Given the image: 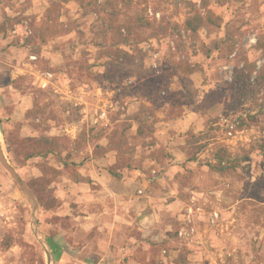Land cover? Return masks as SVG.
<instances>
[{"label":"rangeland","instance_id":"374dc122","mask_svg":"<svg viewBox=\"0 0 264 264\" xmlns=\"http://www.w3.org/2000/svg\"><path fill=\"white\" fill-rule=\"evenodd\" d=\"M88 1L0 0V145L38 204L34 227L0 164V264H264V0H91L86 15ZM195 13L196 35L184 31ZM206 131L199 152L188 140ZM107 141L114 168L98 164ZM148 147L156 163L144 170ZM220 147L238 164L225 175L207 167ZM123 174V186L99 181ZM113 191L148 220L120 223L134 240L114 253L124 262H93ZM146 195L156 207L141 206ZM149 225L155 238L139 231ZM184 228L195 232L181 238Z\"/></svg>","mask_w":264,"mask_h":264},{"label":"crops","instance_id":"0c3cea01","mask_svg":"<svg viewBox=\"0 0 264 264\" xmlns=\"http://www.w3.org/2000/svg\"><path fill=\"white\" fill-rule=\"evenodd\" d=\"M105 139V138H104ZM108 141L103 144L101 143V145L103 146L102 148V153L104 154L101 158V161H98L100 164V162L103 163V165H105V167H109V168H114L117 166L118 164V159H117V156H118V152L116 151H111L107 148V144ZM154 148L152 147H148L147 150H145L146 153L144 152H140L141 153V156H140V167L142 169H148V168H152L153 166H155V160H153L152 158H148L149 156V153L152 151L154 152L153 150ZM151 150V151H150ZM144 157V159H143ZM95 162H93L92 164H90V166H95L94 164ZM97 163V162H96ZM168 166V165H167ZM178 166L176 165H169V169L168 171L165 173L166 175L164 177H166L167 175H170V174H174V171L175 169H177ZM120 171V170H118ZM136 178V176H135ZM104 179L105 181H108V183L110 184H113V183H120V185H125L126 183H128L129 179L125 177V175L123 174L122 176L119 175V176H112V175H104V177L100 180ZM139 182L141 183L142 187H147L149 186V184L147 183V181H145V179H140V180H136L135 182ZM117 194H120L118 196H116ZM115 195V196H114ZM114 197V198H113ZM146 198V200L144 201H141V206H148L149 207H156V204L160 201L158 200L155 196H150V195H146L144 196ZM114 199L116 200L117 202H115V204H118V205H121V209L123 210L122 212L118 211L120 208V206L118 207L117 206H112L114 207V210H110L112 213L111 215V221H110V218H109V222L107 223V227L105 228L106 230H104V232L106 231V234L108 235V238H107V241L104 242L103 244L105 245L103 247V250L106 252L105 253V257L102 258L100 261H95L94 259L92 260L93 262H124V260H120L119 258H116L115 256V252L117 253L116 255H119L120 253H122L123 251H125L124 249V244H127V241L128 243L132 240L134 241L133 239H130V240H127V236H129V233L131 234L133 231H129V227L125 226V227H120V223L123 224H126V225H130L128 219H132L135 218V216L137 215V217H139V222H140V225H142V223H145L148 218H145L143 221L141 220L140 221V218L142 216V210H139L137 212H135L134 214V210H132V207L136 204V201L135 200H128L126 197H124L119 191L116 192V191H113V195L110 196L109 199ZM113 201V200H112ZM179 202L178 198H175V201H173L171 203L170 207L169 208V211L171 210H175L176 208V204ZM114 203V202H113ZM134 205H133V204ZM167 207V208H168ZM116 208V210H115ZM103 211V214L102 215H105L109 212H107V210H102ZM107 212V213H106ZM150 212V210H149ZM175 211L173 212V215L172 217H174L175 215ZM159 215H155V213H153L151 215V217H153V219H151V222L150 224L152 225L154 223V219L157 221L158 220V217ZM87 221H89V219H92V222L94 220V216H89V218H86ZM150 219V217H149ZM94 223V222H93ZM151 225H149L147 227V229H143L142 230V227L141 229H139V231H142V235L145 237L146 235H153V238H155L156 236V230L154 229V226L152 227ZM94 227V226H93ZM145 230V231H144ZM128 231V232H127ZM141 235V234H140ZM162 236V235H161ZM131 243H134V242H131ZM62 262H67V261H63ZM96 264H99V263H96Z\"/></svg>","mask_w":264,"mask_h":264},{"label":"trees","instance_id":"16d2710c","mask_svg":"<svg viewBox=\"0 0 264 264\" xmlns=\"http://www.w3.org/2000/svg\"><path fill=\"white\" fill-rule=\"evenodd\" d=\"M87 4H81V8L84 9L86 11L87 6L88 7H95L94 10L97 8L95 2H91V0H89L88 2H86ZM91 9V8H90ZM92 11V10H90ZM86 15L89 14V12H85ZM109 18H112V20L114 21V19L118 16V13L116 12L115 9H112L111 12H109L108 14ZM209 21H211V23L213 24H217L215 19H211L209 18ZM203 26V20L200 17L199 14L195 13L193 15H190L186 18L185 23H184V31L187 33H191V34H198L199 29ZM117 33L120 32V30H116ZM129 40L127 38H124L122 40L121 43H127ZM258 78H260L261 80L264 81V70L261 71L258 74ZM235 81H237V88L239 90V92L242 91V88L245 84L248 83V80L246 77L243 76H238L235 78ZM210 133L209 131H206L204 133L199 134L198 137H194L191 140H188L189 143L191 144H198L199 148L198 151H203L207 148L208 143L210 141ZM205 142V144H201V142ZM262 148L264 149V147L262 146ZM197 160L196 157H193L191 160H189L190 162L193 161L195 162ZM207 167L215 172L218 173L220 175H225L228 172L235 170L238 167V164L236 162V159H232L231 155L229 154L228 150H226L223 147H220L217 149L216 154L214 155V162L211 164H208Z\"/></svg>","mask_w":264,"mask_h":264},{"label":"water","instance_id":"95a60500","mask_svg":"<svg viewBox=\"0 0 264 264\" xmlns=\"http://www.w3.org/2000/svg\"><path fill=\"white\" fill-rule=\"evenodd\" d=\"M0 164L14 179V181L16 182V184L19 186L20 190L23 192L24 196L26 197L28 203L30 204L32 208L33 225L35 227L37 225V218H38V204H37L36 198L33 192L28 188L25 182L20 178L18 173L15 171V169L10 166L3 151L1 150V145H0Z\"/></svg>","mask_w":264,"mask_h":264},{"label":"built area","instance_id":"2783aa9c","mask_svg":"<svg viewBox=\"0 0 264 264\" xmlns=\"http://www.w3.org/2000/svg\"><path fill=\"white\" fill-rule=\"evenodd\" d=\"M51 78H52L51 75H49V74L45 75V78L42 79V84H41L42 88L48 87V85L51 82V80H50ZM75 101H77V103H76L77 105L83 104V100H75ZM105 116H106V112L103 111V110H101L100 114L98 115V117L96 119V122H98L99 120H103L105 118ZM228 135L229 136H232V133L229 132ZM189 211H190V213L192 212L191 209ZM217 218H218V215L216 213H214L212 215L211 222L214 223L215 219H217ZM185 222H187L188 224L192 223V221L190 220V217L186 218L184 220V223ZM194 232H195V229L194 228H191L190 231L184 228V229H181L178 232V236L181 237V238H188Z\"/></svg>","mask_w":264,"mask_h":264}]
</instances>
